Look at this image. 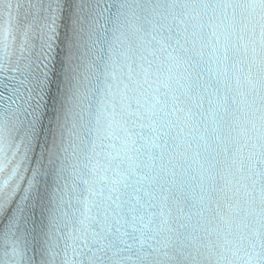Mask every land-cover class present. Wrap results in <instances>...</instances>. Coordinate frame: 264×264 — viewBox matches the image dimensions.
<instances>
[{"label": "snow or ice", "instance_id": "6c2138e0", "mask_svg": "<svg viewBox=\"0 0 264 264\" xmlns=\"http://www.w3.org/2000/svg\"><path fill=\"white\" fill-rule=\"evenodd\" d=\"M0 264H264V0H0Z\"/></svg>", "mask_w": 264, "mask_h": 264}]
</instances>
